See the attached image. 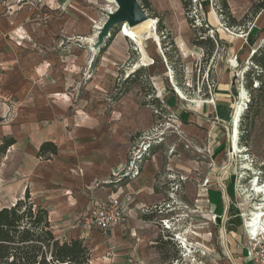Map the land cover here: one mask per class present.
<instances>
[{
    "label": "rangeland",
    "instance_id": "1",
    "mask_svg": "<svg viewBox=\"0 0 264 264\" xmlns=\"http://www.w3.org/2000/svg\"><path fill=\"white\" fill-rule=\"evenodd\" d=\"M149 1L151 9L163 17L164 29L160 30L156 19L154 32L161 45L157 46L153 37L144 40L146 57L153 64L138 68L143 71L129 85L126 94L151 117L146 131L131 135L128 154L140 137H150L154 143L161 142L159 151L163 170L158 187L164 188V198L159 205L146 210L145 214L154 211V219L151 223L144 220L146 223L140 231L132 230L129 234L124 229L109 242L106 237L97 235L91 237L86 246L92 254L91 264H163L157 240L168 233L175 240L176 237L181 239L176 241L174 248L168 247L165 253L169 256L168 264H211L208 256H219L222 250L220 228L226 226L228 231H235L242 227L244 233V220L251 218L254 209L264 204V197L255 188L256 184L264 188V71L257 66L256 57L252 60L254 53L264 48V8L255 16L253 10L261 5L262 0H186L187 14L181 0ZM223 1L229 15L237 21L234 28H228L233 22L226 16ZM116 8L107 0H0V78L3 79L0 90L15 86L21 88L20 92L23 90V95L17 94L7 100L0 97V147L5 139L10 138L8 131L15 126L11 119L14 120L16 115H29L26 108L29 103L27 83L30 80L33 83V75L42 66L44 69L50 67L47 66L48 60L52 66L55 63V67L61 65L58 71L66 81L64 93L74 94V85L80 91L72 97V102L75 106L82 101L87 105L80 115L83 119L90 116L95 121L87 129L98 128L99 135L123 133L122 129H117L121 119L113 107L123 103L121 99L124 96L114 100L115 87L119 90L124 88V81L138 70L136 65L142 63L143 54L136 43L122 37L128 58L111 64L103 59L109 46L102 53L100 49L103 46L98 47V43L97 47L91 46L96 45V35L108 20L111 10ZM147 14L154 19L153 12L147 11ZM114 31L115 39L120 34L119 28H114ZM162 35L169 37L164 45ZM88 39L94 40L90 44ZM198 39L214 41L216 49L213 55L195 45ZM171 42L175 45H170ZM232 61L237 62V67L232 65ZM91 78L95 84L88 86ZM255 85L258 88H254ZM176 88L182 91L184 100ZM219 89L229 90L230 97L221 115L224 127L222 124L215 133L212 132V135L221 136L224 142L220 144L212 142L206 127L213 122L212 115L202 116V121L197 114L198 107L205 102L215 105L216 94L222 93ZM244 90V100L249 102L242 106ZM40 91L44 96L47 94L45 89ZM166 93L170 100H178L172 109L168 107ZM238 105L242 106V111L238 124L239 149L235 151L234 115ZM154 109L159 111L157 119ZM188 111L193 117L184 122L180 113ZM69 114L78 113L72 110ZM183 128L191 132L185 133ZM192 131L206 134V141L197 140ZM223 136L225 140H222ZM214 146H218V155L214 154ZM170 154L176 157L172 170L168 169ZM4 156L0 152V178L3 179L0 182L3 185H0V207L11 206L17 198L24 197L20 191L13 193L9 189L11 182L17 177H25V174L11 176L9 166L17 161ZM18 162L24 165L22 160ZM216 168L236 172L238 189L223 203L220 193H211L209 202L213 212L221 214L224 211L222 219L213 221L203 214L199 186ZM30 196L32 199V190ZM203 198L206 200V195ZM162 220L169 221L166 227L170 230L156 225L155 222ZM182 240L188 242L187 247Z\"/></svg>",
    "mask_w": 264,
    "mask_h": 264
},
{
    "label": "crops",
    "instance_id": "2",
    "mask_svg": "<svg viewBox=\"0 0 264 264\" xmlns=\"http://www.w3.org/2000/svg\"><path fill=\"white\" fill-rule=\"evenodd\" d=\"M122 37L131 40L122 33L121 27L120 34L109 45L104 54L103 59L106 62L117 64L128 58V53L123 47ZM98 39L99 33L96 35L95 40H88L90 44L94 40L96 45L91 44V46L97 47ZM56 56L53 57L54 60L57 58ZM48 65L52 67L51 70H48L50 67L44 69L42 66L38 73L33 75V83H31V80V82L28 81L29 91L27 97L29 103L26 108L29 115L25 117L16 115L14 120L11 119L12 122L14 121L15 126L8 131L10 138L4 140L12 139L15 141L4 153L5 156H8V159H16L17 161V164L9 166L12 171L11 176L12 174L14 176H20L21 173L25 174V177H17L14 182H11L9 190L13 193L20 191L21 195L25 194L27 189H29V192L32 190L34 198H32V201L49 212L54 234L61 241L82 240L86 245L89 244L91 237L94 238L100 235L95 231H83L78 223L94 202H108L112 199H119L123 202L129 217L125 226L118 227L111 233L107 238L108 242L116 239L117 235L123 232L124 229H127L129 234L132 230L140 231L144 226L143 223H146L144 219L142 220L146 215V210L156 207L164 198V188L160 189L158 187L163 170L161 152L152 153L143 165L138 177H125L124 172L128 165V148L131 135L146 131L151 117L146 114V111L140 105L132 102L126 95L121 99L123 103L113 107L114 113L121 119L119 128L116 125L114 127H117L119 131L122 129V134L99 135L97 134L98 128L87 129V126L93 125L95 122L90 116L83 119L80 115L81 112L85 111L87 105H84L82 101L76 103L75 106L72 102V97H75L76 93L80 91L74 85L72 91L74 94H70L71 97L64 93L66 81L58 71L61 65L55 67L57 65L55 63L52 66L51 60L47 61ZM2 80L0 78V82ZM92 81L93 78L90 79V84L87 85L95 84V80ZM40 83L43 84V87ZM20 89L19 86L6 90L2 89L0 90V97L7 100L17 94L23 95V90L20 92ZM39 89H45L47 94L42 95ZM219 90L222 93L216 94L214 106L205 103L197 109L199 120L203 121L202 116L212 115L213 122L206 125V127L211 135L210 139H213L212 142L218 144L224 141H221V136L212 135V132L215 133L223 124L221 115L230 102L229 90ZM167 95L168 93L164 94L166 97ZM177 101L174 98L170 100L169 97L167 99L168 107L174 108ZM72 106H74V109H72ZM14 110L18 109L15 108ZM72 110L78 114L70 115L69 111ZM180 115L184 122H189L190 118L193 117L189 111L180 113ZM224 125L225 123L223 127ZM186 128L182 129L183 132H191L190 129ZM192 132L197 135V140L206 141V134ZM224 138L223 136L222 140H225ZM45 142H52L57 145L58 154L51 161L41 160L40 162L37 155L41 145ZM217 148L218 146L213 147L215 155L219 153ZM169 157L168 169L172 170L176 157L173 154H170ZM20 160L24 165L21 166V163L18 162ZM236 174L232 170L225 171L223 168H216L210 172L212 177L209 175L210 178H207L209 180L207 187L203 188V184L199 186L203 202L201 203L198 200V204L201 203L203 214H207L208 218H212V215H223L224 211L221 214L213 212L209 197L211 193H220L223 203L227 197H230L229 195L237 192L238 178ZM1 179L0 182L3 181ZM0 185L3 186L2 183ZM205 195L206 200L203 198ZM19 199L17 198L11 205H14ZM205 201H207V205ZM141 216L143 222L139 220ZM148 222L151 223V221ZM244 235L245 232L243 233L242 227L237 228L235 231H228L226 226H222L220 228L221 253L216 257L213 254L209 255L207 260L211 264H251L247 257V243Z\"/></svg>",
    "mask_w": 264,
    "mask_h": 264
},
{
    "label": "trees",
    "instance_id": "3",
    "mask_svg": "<svg viewBox=\"0 0 264 264\" xmlns=\"http://www.w3.org/2000/svg\"><path fill=\"white\" fill-rule=\"evenodd\" d=\"M181 1L188 14L186 0ZM139 3L146 13L147 11L153 12L152 17L158 20L160 30H163V17L159 12L151 9L153 8L152 3L149 0H139ZM223 4L226 9V16L231 18L233 22V24L228 25V28H234L237 26V21L229 15L226 2L223 1ZM263 8L264 0H262L261 5L254 8V15H258ZM188 22L191 24L189 18ZM115 35L116 31L113 29L110 37L105 40L103 47L100 49L101 53L114 40ZM168 38L166 35H162V45L165 44L164 41ZM170 45L173 46L175 43L171 42ZM195 45L207 50L210 56L213 55L216 49V45L211 39H198ZM254 58L257 66L263 72L264 48L254 53L252 60ZM142 71L143 69L140 68L131 74L124 81V88L122 90L115 87L117 92L114 100L118 101L129 92V85L140 77ZM254 73L255 71L252 72V74ZM249 88H252V86ZM254 88L258 87L254 86ZM154 110V116L157 119L159 111ZM14 143L15 141L12 139L3 142L0 152L4 154ZM160 148V145L153 147L152 153L159 151ZM57 154V145L52 142H45L41 145L37 156L40 160L51 161ZM153 215L154 211H149L143 219L153 221ZM155 223L157 226H160V221ZM176 241L168 233L158 238L157 245H159L158 249L162 255L161 260L163 264H168L167 259L169 256L165 255V253L168 252L169 246L174 248L177 244ZM91 262V251L82 240L61 241L56 237L49 212L32 201L29 189L25 191L24 197L19 199L14 205L0 207V264H91Z\"/></svg>",
    "mask_w": 264,
    "mask_h": 264
},
{
    "label": "built area",
    "instance_id": "4",
    "mask_svg": "<svg viewBox=\"0 0 264 264\" xmlns=\"http://www.w3.org/2000/svg\"><path fill=\"white\" fill-rule=\"evenodd\" d=\"M256 86V85H255ZM258 86V85H257ZM256 86V87H257ZM241 100V99H240ZM242 101V100H241ZM249 101L243 100L242 106L247 105ZM153 142V143H152ZM160 143H154V141L148 137H140L137 142L132 146L129 156L128 165L125 169L124 176L136 178L139 176L143 165L148 161L152 155V148L159 146ZM172 152V150H171ZM209 184V180L206 179L203 183V188H206ZM149 211H147L148 213ZM129 213L125 208L123 202L119 199H112L108 202L97 201L92 204L90 209L79 220V227L85 232H97L98 234L109 238L111 233L118 227H123L128 222ZM243 217V216H242ZM221 216L212 215V220L217 221L221 219ZM250 220H252L250 218ZM167 220L160 221V227H166ZM246 248L248 251L247 257L251 264H264V232L253 229L251 224L243 222ZM166 229H163L164 231ZM176 240L180 241L178 237Z\"/></svg>",
    "mask_w": 264,
    "mask_h": 264
},
{
    "label": "bare ground",
    "instance_id": "5",
    "mask_svg": "<svg viewBox=\"0 0 264 264\" xmlns=\"http://www.w3.org/2000/svg\"><path fill=\"white\" fill-rule=\"evenodd\" d=\"M112 4L116 5V2L114 0H107ZM117 6V5H116ZM111 12H114V10H111ZM157 23L156 19H148L146 22L135 26V27H130L127 23H125L124 25H122V33L124 35H126L127 37H129L131 40H133L137 46L139 47V50L141 51V53L143 54V59H142V63L141 64H137L135 69H138L141 66H151L153 63L151 60H148L145 54V49H144V40H148V38L153 37V39H155L157 46H160V39L157 35L155 31V25ZM144 32L145 35H143L142 33ZM256 53V52H255ZM232 65L234 67H237V62L232 61ZM177 94L180 96L181 99H185L184 94L182 93V91L179 88H176ZM246 98V93L245 90L242 91L241 94V99L244 100ZM206 103V102H205ZM242 106L238 105L237 106V110L236 113L234 115V120H235V136H234V143H233V148L235 151H238V124L240 121V116H241V111H242ZM226 121V120H224ZM228 122V119H227ZM240 153V152H239ZM246 169L249 170V168L246 167ZM256 187V191L258 194H261L264 197V188L260 187L258 184L255 185ZM262 197V198H263ZM262 203H264V199H262ZM249 216V215H248ZM246 214H245V218H246ZM252 220L249 219H245L246 224H251V226L253 227L254 230H256L257 232L259 231H263L264 232V204H261L260 206H257L254 209V212L252 213V215L250 216ZM182 243L184 245V247L188 246V242L186 240H182ZM192 247V246H191ZM190 254L192 253L191 250L188 251Z\"/></svg>",
    "mask_w": 264,
    "mask_h": 264
},
{
    "label": "water",
    "instance_id": "6",
    "mask_svg": "<svg viewBox=\"0 0 264 264\" xmlns=\"http://www.w3.org/2000/svg\"><path fill=\"white\" fill-rule=\"evenodd\" d=\"M117 5L115 12H111L108 20L99 31L98 47L103 46L106 39L111 35L114 28L121 30L122 25L127 23L130 27L138 26L149 19L138 0H114ZM220 220V219H219Z\"/></svg>",
    "mask_w": 264,
    "mask_h": 264
}]
</instances>
